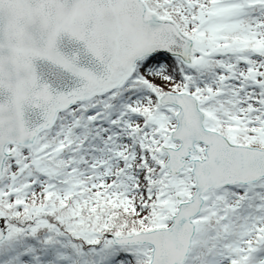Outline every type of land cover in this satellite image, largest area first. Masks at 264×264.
Returning a JSON list of instances; mask_svg holds the SVG:
<instances>
[{"label":"snow or ice","instance_id":"1","mask_svg":"<svg viewBox=\"0 0 264 264\" xmlns=\"http://www.w3.org/2000/svg\"><path fill=\"white\" fill-rule=\"evenodd\" d=\"M0 264H264V0H0Z\"/></svg>","mask_w":264,"mask_h":264}]
</instances>
